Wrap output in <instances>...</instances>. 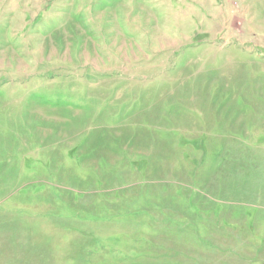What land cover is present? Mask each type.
<instances>
[{
    "label": "rangeland",
    "instance_id": "obj_1",
    "mask_svg": "<svg viewBox=\"0 0 264 264\" xmlns=\"http://www.w3.org/2000/svg\"><path fill=\"white\" fill-rule=\"evenodd\" d=\"M0 264H264V0H0Z\"/></svg>",
    "mask_w": 264,
    "mask_h": 264
}]
</instances>
